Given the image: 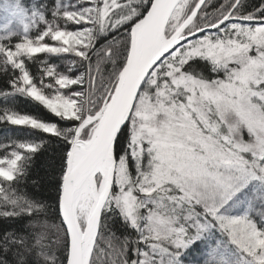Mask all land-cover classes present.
Wrapping results in <instances>:
<instances>
[{
	"label": "snow or ice",
	"instance_id": "1",
	"mask_svg": "<svg viewBox=\"0 0 264 264\" xmlns=\"http://www.w3.org/2000/svg\"><path fill=\"white\" fill-rule=\"evenodd\" d=\"M210 4L0 0V99L56 118L0 108V264H264V0Z\"/></svg>",
	"mask_w": 264,
	"mask_h": 264
},
{
	"label": "trees",
	"instance_id": "2",
	"mask_svg": "<svg viewBox=\"0 0 264 264\" xmlns=\"http://www.w3.org/2000/svg\"><path fill=\"white\" fill-rule=\"evenodd\" d=\"M224 0H211V4L209 8L207 9L208 11H212L213 8L218 7L219 4L223 3ZM260 3V0H246V10L251 11L252 7L258 6ZM103 42V41H101ZM46 57L41 54L39 57V60H44ZM50 63H54L57 65H60L62 61H58L55 58L48 57ZM194 66L198 69L203 71L205 74L208 72L207 65L204 64L202 61H194L193 62ZM30 70L33 73H36L38 71V65H32L30 66ZM3 85V76L0 75V87ZM5 106L8 107H14L15 110L20 111V112H26L28 114L32 115H38L42 118L45 119H56L54 117H51L50 114H48L46 111H44L42 108H40L38 105L35 104V102H32L30 100H26L24 98H17L14 102L11 100L8 102L7 105H5L3 99H0V108H3ZM58 119V118H57ZM61 126L67 127L69 125L64 124L63 122H60ZM6 136H11L13 139L17 140H22V139H29L25 132L16 126H10L6 125L4 123H0V143H8V140L5 138ZM0 158H2V153H0ZM29 191H31L29 189ZM49 193L47 191H44L42 194H40L37 198L38 199H47ZM51 203V201H48ZM41 219H47V222L49 225H56L58 221L54 217V213L50 210L49 215L47 217L41 216ZM55 229H51V232H54ZM110 231L114 233L117 237H123V235H128V233L125 232V228L119 224L115 223L111 225ZM53 239L55 238L54 236L52 237ZM134 238V237H132ZM47 242V241H45ZM114 242V241H113ZM101 249L103 251H101ZM110 253V248H109V234L108 232L105 233L103 238L98 240L97 243V264H111V255Z\"/></svg>",
	"mask_w": 264,
	"mask_h": 264
},
{
	"label": "rangeland",
	"instance_id": "3",
	"mask_svg": "<svg viewBox=\"0 0 264 264\" xmlns=\"http://www.w3.org/2000/svg\"><path fill=\"white\" fill-rule=\"evenodd\" d=\"M59 69H60V71H67V65L65 64V63H61L60 65H59ZM73 71H76V69H73Z\"/></svg>",
	"mask_w": 264,
	"mask_h": 264
}]
</instances>
